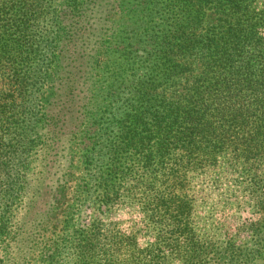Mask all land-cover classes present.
<instances>
[{
	"label": "trees",
	"instance_id": "obj_1",
	"mask_svg": "<svg viewBox=\"0 0 264 264\" xmlns=\"http://www.w3.org/2000/svg\"><path fill=\"white\" fill-rule=\"evenodd\" d=\"M260 1L262 7L253 0H0V79L11 86L0 92L5 264L31 258L35 244L26 246L8 221L24 196L32 204L28 177L40 140L52 141L45 126L59 89L72 95L79 84L88 87L85 122L70 141L76 144L91 123L87 159L98 195L107 201L125 194L158 216L167 214L169 232L193 247L187 264H200L202 250L180 194L182 172L190 160L209 154L205 142L237 144L232 136L248 127H254L248 147L258 146L256 136L264 139ZM98 3H117L120 20L109 24L111 17L97 15ZM47 164L48 154L45 174ZM163 218L156 222L164 224ZM94 240L75 238L71 262L89 258ZM258 242L246 251L229 250V264H264V232ZM164 247L179 249L171 242Z\"/></svg>",
	"mask_w": 264,
	"mask_h": 264
},
{
	"label": "rangeland",
	"instance_id": "obj_2",
	"mask_svg": "<svg viewBox=\"0 0 264 264\" xmlns=\"http://www.w3.org/2000/svg\"><path fill=\"white\" fill-rule=\"evenodd\" d=\"M253 1L256 7H262L260 0ZM114 5L117 3H98L94 11L111 17L105 20L111 24L121 18ZM82 70L84 79L86 72ZM10 88L8 82L0 79V92ZM87 88L79 84L72 95L59 89L45 126L47 139L52 141L40 140L34 157L36 170L28 177L34 193L32 204L24 196L8 221L9 231L17 230L26 246L35 244L25 264H187L189 258L193 261V247L186 237L169 232L172 225L167 214L158 216L144 204L129 202L124 193L107 201L98 195L100 192L89 176L87 159L88 141L93 137L91 123H86L76 144L70 141V135L85 122ZM253 131L254 127L238 129L231 138L237 141L233 145L203 143L202 149L209 154L190 160L189 169L182 172L180 194L183 204L189 207L187 222L202 250L200 264H229L233 258L229 250L246 251L259 245L264 232V139L256 136L258 146L248 147L245 141L251 139ZM73 149L76 159L71 170L69 154ZM46 154L49 164L45 174L41 164ZM179 156V152L174 153L176 159ZM90 197L94 198L91 202ZM160 217H164V224L156 222ZM90 235L95 237V247L90 249L89 258L71 262L69 253L76 244L75 238ZM162 236L165 243H161ZM7 242L0 238V264L6 262ZM167 242L179 249L169 250L164 247ZM260 247L264 259V245Z\"/></svg>",
	"mask_w": 264,
	"mask_h": 264
}]
</instances>
